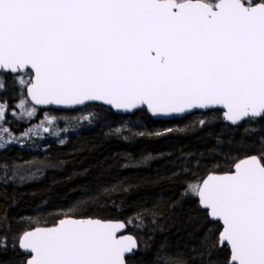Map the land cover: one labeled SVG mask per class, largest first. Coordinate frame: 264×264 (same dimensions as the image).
<instances>
[{
  "label": "snow or ice",
  "instance_id": "snow-or-ice-1",
  "mask_svg": "<svg viewBox=\"0 0 264 264\" xmlns=\"http://www.w3.org/2000/svg\"><path fill=\"white\" fill-rule=\"evenodd\" d=\"M9 77L27 89L16 106L27 118L36 111L31 102H102L132 116L203 110L234 128L247 123L244 134L253 135L264 131L253 126L264 121V0H0V93ZM6 108L0 100V120ZM67 130L53 126L50 135ZM24 166L0 156V180H23ZM187 192L222 224L219 234L205 233L192 255L162 243L153 264H264V148ZM64 216L13 237L0 215V251L19 247V264H128L139 250L124 235L131 219ZM224 249L227 257H214Z\"/></svg>",
  "mask_w": 264,
  "mask_h": 264
},
{
  "label": "trees",
  "instance_id": "trees-1",
  "mask_svg": "<svg viewBox=\"0 0 264 264\" xmlns=\"http://www.w3.org/2000/svg\"><path fill=\"white\" fill-rule=\"evenodd\" d=\"M21 94L26 97L25 89ZM14 98H7L8 106ZM36 111L64 120L83 113L91 118L82 125L68 123L78 133L64 145L49 146L44 152L17 146L0 151L7 160L25 165L20 169L23 180L18 176L0 180V215L6 216L10 236L34 226L51 227L65 213L77 219H131L127 231L138 240L139 250L128 264H153L162 243L192 255L205 233L214 240L220 225L209 220L196 198L183 201L181 193L187 184L229 171L234 159L264 148L260 143L264 131L245 135L247 123L234 128L210 119L211 112L161 122L151 120L145 110L116 116L95 105L72 112ZM22 119L25 116L17 118L7 111L4 125L17 132L24 127ZM200 119L209 122L200 126ZM253 126L264 128V121ZM113 187L115 192L105 193ZM13 253L19 255L10 242L7 251H0V264L19 263ZM227 255V249L214 253L221 261ZM193 264L203 262L197 258Z\"/></svg>",
  "mask_w": 264,
  "mask_h": 264
},
{
  "label": "rangeland",
  "instance_id": "rangeland-1",
  "mask_svg": "<svg viewBox=\"0 0 264 264\" xmlns=\"http://www.w3.org/2000/svg\"><path fill=\"white\" fill-rule=\"evenodd\" d=\"M8 83L10 84L8 86V89H11V90L8 92V89H7V91L3 93V96L1 97L0 100H4V99L7 100V98H13V96H15L16 98H14L11 101L10 106H8V103H7V108L5 109V116L8 111L10 115L17 117V118H21V113H24V108L23 107L17 108L16 106L20 103L21 97L24 96L21 94L23 90L19 89L18 86L13 85L12 77L8 78ZM24 116H25V119L21 120V123L23 124L22 126L24 127L20 128L19 131L17 132L11 131L9 127H6L4 125L5 119L0 120V128L3 129V130H0V142L10 141L12 137L19 138L14 142H9L6 148L10 146H17L23 150L37 151V149L35 148L37 147L41 150L40 152H44L49 146L56 145V144L64 145L67 143L70 135H74L78 133L74 129L69 127L68 123L72 125H75V124L82 125V122L88 121L91 118L90 114L83 113V115L79 116L76 119L52 120V117H48L46 115L45 116L38 115L37 111L33 114L32 118H27L26 113H24ZM42 121L43 123H41ZM49 121H52V123L50 124ZM87 125H88V128L92 127L90 122H88ZM53 126L61 130L65 128H67L68 130L66 132L60 131V134L58 136L50 135L53 129ZM46 127L49 129V132H44V128ZM29 128L32 129L31 132H28ZM61 140L64 141L63 144L60 143ZM30 146H32L35 149H32ZM6 148L0 149V151H3ZM196 183L198 182H192L190 184H196ZM188 185L189 184H187V186ZM187 186H186V189H184V192L181 193L183 201H188V200L196 198V196H193L191 195V193L187 192ZM17 252H19L18 249H17Z\"/></svg>",
  "mask_w": 264,
  "mask_h": 264
},
{
  "label": "water",
  "instance_id": "water-1",
  "mask_svg": "<svg viewBox=\"0 0 264 264\" xmlns=\"http://www.w3.org/2000/svg\"><path fill=\"white\" fill-rule=\"evenodd\" d=\"M25 95H26V97L28 96L27 89H25ZM29 100H30V98H29ZM31 103L33 104L35 109H37L38 111L72 112V111H77L79 109L85 108V107H87L89 105H91V106L95 105V106H102V107L108 108L116 116H132V115H130L128 113H125L122 110H114L111 107H109L107 105H104L102 102H87L85 105H34V102H31ZM145 111L147 112V115H148V117L151 120H153V121H161V122H169V121H173V120H181V119H184L187 116L192 115V114H204V113H207L206 111H203V110H189L187 113H173V114H169V115H166V116L165 115L156 116V115H151L146 109H145ZM228 125L231 126L230 124H228ZM209 175H207L204 179H206ZM196 200H197L198 205H199V201H198L197 197H196ZM199 207H200V205H199ZM210 221L214 222L213 220H210ZM214 223H217V222H214ZM218 224L220 225V227H222L221 223H218ZM124 235H130V234H128V232L126 231L124 233ZM19 251H20V249H19ZM136 251H134L133 254L129 255L128 259L134 258Z\"/></svg>",
  "mask_w": 264,
  "mask_h": 264
},
{
  "label": "flooded vegetation",
  "instance_id": "flooded-vegetation-1",
  "mask_svg": "<svg viewBox=\"0 0 264 264\" xmlns=\"http://www.w3.org/2000/svg\"><path fill=\"white\" fill-rule=\"evenodd\" d=\"M24 231H26V230H24ZM24 231H23V232H24ZM21 233H22V232H21ZM17 249H18V251H19V248H18V247H17ZM13 254H14V258H15V259H18V260L22 259V255H23V254H22L20 251H19V255H18V256H16L15 253H13ZM17 264H19V263H17Z\"/></svg>",
  "mask_w": 264,
  "mask_h": 264
}]
</instances>
